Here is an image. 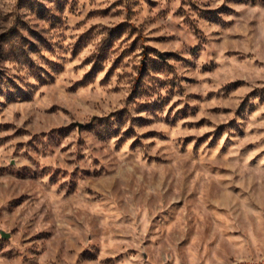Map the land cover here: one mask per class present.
Here are the masks:
<instances>
[{"label": "rangeland", "instance_id": "1", "mask_svg": "<svg viewBox=\"0 0 264 264\" xmlns=\"http://www.w3.org/2000/svg\"><path fill=\"white\" fill-rule=\"evenodd\" d=\"M0 264H264V0H0Z\"/></svg>", "mask_w": 264, "mask_h": 264}, {"label": "water", "instance_id": "2", "mask_svg": "<svg viewBox=\"0 0 264 264\" xmlns=\"http://www.w3.org/2000/svg\"><path fill=\"white\" fill-rule=\"evenodd\" d=\"M1 236L4 237V238H7L8 237V234H6L4 232H1Z\"/></svg>", "mask_w": 264, "mask_h": 264}]
</instances>
